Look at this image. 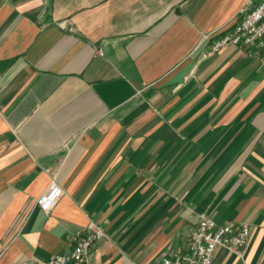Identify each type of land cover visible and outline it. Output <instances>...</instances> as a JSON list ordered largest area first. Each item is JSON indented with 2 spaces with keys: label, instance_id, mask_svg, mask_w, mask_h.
I'll return each instance as SVG.
<instances>
[{
  "label": "crops",
  "instance_id": "crops-1",
  "mask_svg": "<svg viewBox=\"0 0 264 264\" xmlns=\"http://www.w3.org/2000/svg\"><path fill=\"white\" fill-rule=\"evenodd\" d=\"M248 1L0 0V264L90 222L91 264H154L201 213L250 226L211 264L263 263L264 54L211 53Z\"/></svg>",
  "mask_w": 264,
  "mask_h": 264
},
{
  "label": "built area",
  "instance_id": "built-area-1",
  "mask_svg": "<svg viewBox=\"0 0 264 264\" xmlns=\"http://www.w3.org/2000/svg\"><path fill=\"white\" fill-rule=\"evenodd\" d=\"M250 7L242 8L233 27L220 35L211 46V53L220 48L235 44L246 49L249 56L264 54V0H249ZM63 194L62 187L55 181L38 198L41 209L48 213ZM106 232L96 222H90L85 229L76 231L72 237V247L53 258L24 260L19 264H91L92 245ZM250 235L248 223L219 225L210 215L199 214V219L190 233L186 248L175 254L164 253L154 264H211L218 247L226 248L242 255Z\"/></svg>",
  "mask_w": 264,
  "mask_h": 264
},
{
  "label": "trees",
  "instance_id": "trees-1",
  "mask_svg": "<svg viewBox=\"0 0 264 264\" xmlns=\"http://www.w3.org/2000/svg\"><path fill=\"white\" fill-rule=\"evenodd\" d=\"M262 264H264V261H263V263Z\"/></svg>",
  "mask_w": 264,
  "mask_h": 264
}]
</instances>
